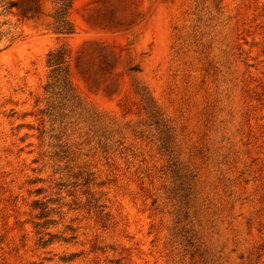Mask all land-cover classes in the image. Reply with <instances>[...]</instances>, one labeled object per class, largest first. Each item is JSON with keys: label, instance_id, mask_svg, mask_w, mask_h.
I'll return each instance as SVG.
<instances>
[{"label": "rangeland", "instance_id": "374dc122", "mask_svg": "<svg viewBox=\"0 0 264 264\" xmlns=\"http://www.w3.org/2000/svg\"><path fill=\"white\" fill-rule=\"evenodd\" d=\"M60 5L0 0V264H264V0Z\"/></svg>", "mask_w": 264, "mask_h": 264}, {"label": "trees", "instance_id": "16d2710c", "mask_svg": "<svg viewBox=\"0 0 264 264\" xmlns=\"http://www.w3.org/2000/svg\"><path fill=\"white\" fill-rule=\"evenodd\" d=\"M61 5L59 7V13L60 17H64L65 14H67L68 9L72 5V0H57ZM63 14V15H62ZM61 24H59L58 29L61 32H70L71 27L68 26V24L61 19ZM49 63L50 65L54 66V72L57 74L58 79L63 78V82H67L65 73V69L63 67V64L65 63V55L62 53V50L57 51V53H50L49 54Z\"/></svg>", "mask_w": 264, "mask_h": 264}]
</instances>
